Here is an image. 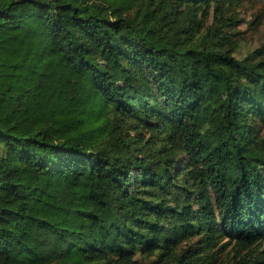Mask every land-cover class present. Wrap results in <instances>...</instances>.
Here are the masks:
<instances>
[{"label":"trees","instance_id":"obj_1","mask_svg":"<svg viewBox=\"0 0 264 264\" xmlns=\"http://www.w3.org/2000/svg\"><path fill=\"white\" fill-rule=\"evenodd\" d=\"M262 126L264 0H0V264H264Z\"/></svg>","mask_w":264,"mask_h":264},{"label":"rangeland","instance_id":"obj_2","mask_svg":"<svg viewBox=\"0 0 264 264\" xmlns=\"http://www.w3.org/2000/svg\"><path fill=\"white\" fill-rule=\"evenodd\" d=\"M262 6L259 4H245L236 10L238 15L242 18L243 22L239 25L241 30H244L247 24V21L256 13L259 8ZM258 34H253L247 38L249 42L255 43L257 41ZM259 132L264 135V127L262 126Z\"/></svg>","mask_w":264,"mask_h":264}]
</instances>
